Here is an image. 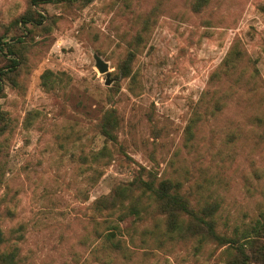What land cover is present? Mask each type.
<instances>
[{"label":"rangeland","instance_id":"rangeland-1","mask_svg":"<svg viewBox=\"0 0 264 264\" xmlns=\"http://www.w3.org/2000/svg\"><path fill=\"white\" fill-rule=\"evenodd\" d=\"M192 1L36 6L56 21L29 40L21 87L5 86L0 97L11 126L0 150V197L12 211L1 226L5 233L21 227L15 242L20 264H210L205 257L211 246L204 253H195L192 243L171 253L140 248L141 226L127 250L115 251L94 237L89 203L130 180L138 165L178 181L195 197L217 198L228 223L247 221L264 208V0H207L199 12L190 9ZM27 4L0 0V30ZM137 31L142 40L132 64V93L115 65ZM234 44L244 56L236 88L221 64ZM94 54L107 63L108 86L118 83L114 94L94 66ZM45 69L61 78L53 90L40 84ZM215 98L220 110L207 113L188 136L194 104L202 112ZM108 106L117 114L115 146L126 157L114 148L107 166L91 164L101 171L92 181L88 159L77 156L103 144L94 126ZM128 225L129 219L119 223ZM119 236L127 238L124 230Z\"/></svg>","mask_w":264,"mask_h":264},{"label":"trees","instance_id":"trees-1","mask_svg":"<svg viewBox=\"0 0 264 264\" xmlns=\"http://www.w3.org/2000/svg\"><path fill=\"white\" fill-rule=\"evenodd\" d=\"M92 0H28L27 8L11 21V25H3L0 30V97L4 96V88L19 89L22 81L19 75L27 71L28 52L30 42L35 35L48 32L56 21L55 15H46L36 9L41 3H61L64 7L77 6L83 8ZM207 0H193L190 9L199 12ZM146 24L143 25L145 28ZM10 36L6 38L9 32ZM142 40L140 31L134 32L126 41L123 57L116 63V70L122 78L127 79L126 88L134 93L136 78L133 72V60L136 57L138 46ZM244 60L243 52L235 46L226 52L221 64L223 74L227 76L232 87H240L243 67L239 68ZM51 70L45 69L40 74V84L45 90H53L55 85H60L61 78ZM254 73L250 76L252 79ZM215 76V73L212 77ZM118 83L107 87L108 93L114 94ZM209 94V93H208ZM204 101L200 99L199 101ZM208 102H205L207 104ZM203 105V111H197L199 103L194 104L193 116L186 125L188 136L192 135L191 128L196 122L204 118L207 113L213 115L220 110L222 103L216 98L211 107ZM259 120V119H258ZM9 117L0 108V150L11 130ZM115 108H104L95 121V129L102 137L103 144L89 155L79 154L82 160L88 159L86 169L92 170L89 179L94 181L101 172L96 166H107L112 159L111 152L123 153L121 146H115L117 126ZM107 143L109 145L107 146ZM96 172V173H95ZM132 177L127 181L115 183L103 195L95 197L88 205L89 220L93 224L94 237L101 239L115 251L128 249V242L134 243V233L137 226L138 244L162 253H171L174 248L192 243L195 253L205 251L206 260L210 264H264V208L259 210L254 217L247 221L228 223L221 219L218 213L220 201L215 197H195L189 190H182L181 184L169 177H157L155 172L138 165L132 169ZM0 173V188H1ZM194 196V199L191 196ZM4 198L0 197V264H20L18 246V225L4 232L1 224L4 218L10 217L12 211L2 205ZM129 219V225L121 228L120 222ZM101 228V229H100ZM122 230L126 239L116 238V233L121 235ZM16 233L15 237H11ZM11 242V244H10Z\"/></svg>","mask_w":264,"mask_h":264},{"label":"water","instance_id":"water-1","mask_svg":"<svg viewBox=\"0 0 264 264\" xmlns=\"http://www.w3.org/2000/svg\"><path fill=\"white\" fill-rule=\"evenodd\" d=\"M94 66L96 67L97 71L101 74H104V85L108 86L112 79L109 77L107 63L103 61L98 55H93Z\"/></svg>","mask_w":264,"mask_h":264}]
</instances>
